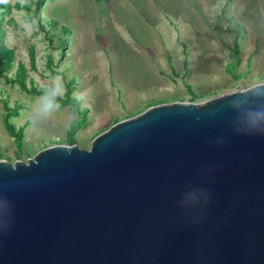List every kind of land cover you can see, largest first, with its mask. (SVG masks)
<instances>
[{"label": "water", "instance_id": "95a60500", "mask_svg": "<svg viewBox=\"0 0 264 264\" xmlns=\"http://www.w3.org/2000/svg\"><path fill=\"white\" fill-rule=\"evenodd\" d=\"M161 101L0 158V264H264V94ZM198 187L208 202L181 207Z\"/></svg>", "mask_w": 264, "mask_h": 264}, {"label": "rangeland", "instance_id": "374dc122", "mask_svg": "<svg viewBox=\"0 0 264 264\" xmlns=\"http://www.w3.org/2000/svg\"><path fill=\"white\" fill-rule=\"evenodd\" d=\"M263 14L264 0H0V158L25 160L46 146L67 144V128L80 114L70 103L59 104L50 120L34 123L32 108L43 93L36 89L54 84L64 97L73 81L75 92L90 106L74 133V143L86 148L99 131L149 106L143 103L150 91L145 89L144 95L139 86H146L150 75L144 63L140 70L138 60L150 44L158 45L152 40L155 31L172 56L174 73L177 68L187 72L159 93L169 96L164 101L200 103L264 81L257 55L247 72L233 66L237 74L230 75L223 66ZM165 18L177 32L183 23L191 29L195 24L197 36H189V43L180 47ZM241 21L244 30L237 27ZM208 32L223 42L221 62L208 53L211 49L202 37ZM116 88L118 97L113 95ZM11 110L8 121L22 131L19 145L5 125Z\"/></svg>", "mask_w": 264, "mask_h": 264}, {"label": "crops", "instance_id": "0c3cea01", "mask_svg": "<svg viewBox=\"0 0 264 264\" xmlns=\"http://www.w3.org/2000/svg\"><path fill=\"white\" fill-rule=\"evenodd\" d=\"M150 2H152V0H148ZM264 15V14H263ZM165 21L168 22V26L172 29L173 34L172 36L176 39L174 42H178L179 46L182 47L184 42H188L189 36H197L196 32L197 29L195 27V24L192 26L193 31H191L192 29L190 28V26L187 23H183L184 28L179 29V32H177V29L175 30L174 26L171 25L172 22L168 21L165 18ZM241 25H237V27L241 28L242 30L245 29V24L243 23V21H241L240 23ZM255 25L252 27V29L250 30L251 32L249 33L248 37L245 38H241V42L242 44H237L236 46H239V51H235V57L231 58V62L229 61L228 64H223V66H225V68L228 70V72H230V75L232 74L231 72L237 74L235 71L236 70H240V71H246L247 72V68H248V64L252 58V56L257 55L258 56V62L260 63L259 65L264 66V17H260L255 23ZM236 27V26H235ZM195 29V30H194ZM235 32V31H234ZM238 37V33L236 32ZM263 34V35H262ZM206 41H208V46L207 48L211 49L208 53H211L212 55H215L217 60L221 62V58L223 57V42L222 40H219L216 36V38L214 36H212V38L209 35H212L211 32H208V34H202ZM212 41H209V40ZM152 40L154 42H157L158 45H149L148 48L144 49V53L141 54V59L138 60V67L142 68L143 63L145 64L146 68L148 69V73H149V77L145 78L147 79V84L146 86H139V91L140 89L143 91L142 93L145 95L148 92H145L147 89L148 91H150V96H147L148 98L146 99V101L143 103L145 105H149L152 103H156V102H160V101H164L166 99L167 95L162 96L159 93H162L163 89H169L170 87L173 86L174 83H177L179 81V75L184 76L187 72L186 70H183L181 68H177L175 69L176 73H174V70L172 69L171 65L169 63H171L172 61V56L168 53V51L162 46V37L155 31L154 34L152 35ZM215 42V43H214ZM240 43V42H239ZM216 44V45H215ZM157 46V47H156ZM235 46V47H236ZM246 48V49H245ZM190 52H192V48L189 47ZM246 51V53L243 55V51ZM222 53V54H221ZM180 61H182V59H180ZM233 66H236V70L235 67L233 68ZM230 75H228L230 77ZM259 75H264V74H259ZM71 86H72V92L71 95H73L76 100H77V104L78 107L82 108V109H88L90 108V106L88 105V103H86V100H78L77 97L81 96L82 94L80 92L76 93L75 92V85L73 84L72 80H69ZM185 85L187 87V89H191L190 85L188 83L185 82ZM137 85L135 87H138ZM113 87V86H111ZM127 90V89H126ZM193 91V90H192ZM115 94H113L115 97H118L119 93H120V89L116 88V90L113 91ZM125 93H127V91H125ZM169 97V96H167ZM109 104H111V101L109 102L108 100H106ZM156 101V102H154ZM118 103V102H117Z\"/></svg>", "mask_w": 264, "mask_h": 264}, {"label": "clouds", "instance_id": "9594fccd", "mask_svg": "<svg viewBox=\"0 0 264 264\" xmlns=\"http://www.w3.org/2000/svg\"><path fill=\"white\" fill-rule=\"evenodd\" d=\"M249 92H255L257 95L264 94V91L259 90V86L247 89ZM62 98L61 92L54 86L44 88L41 97L32 108V119L34 123H45L50 120L53 114L59 110V99ZM78 100H83V94L77 97ZM257 128L259 124L264 123V111L256 110ZM208 202V194L198 187H192L186 190L181 197V207L196 208Z\"/></svg>", "mask_w": 264, "mask_h": 264}, {"label": "trees", "instance_id": "16d2710c", "mask_svg": "<svg viewBox=\"0 0 264 264\" xmlns=\"http://www.w3.org/2000/svg\"><path fill=\"white\" fill-rule=\"evenodd\" d=\"M72 89L73 88H72L71 84H68V86L66 87L65 92H64V94H65L64 97L59 99V104L63 105L66 103H70L71 107H73L72 111L76 114H80V116L77 119H75L67 128L66 140H65L67 144L74 143V133H75L76 129L78 128V126L80 124H82L86 119L85 114H84L85 112H83L84 109L78 107L76 98L73 95H71ZM43 90L44 89H36L35 91L36 92H43ZM189 90H191V89H189ZM154 102H156V101H154ZM11 113H12V110L6 114L5 125L7 127V130L9 131V133L14 137L16 144L19 145L20 139L22 136V131H21V129H17V128L15 129L12 122L8 121L7 118L9 115H11Z\"/></svg>", "mask_w": 264, "mask_h": 264}]
</instances>
